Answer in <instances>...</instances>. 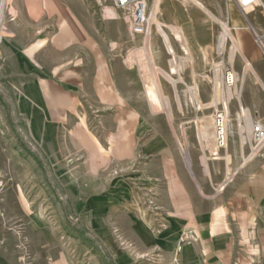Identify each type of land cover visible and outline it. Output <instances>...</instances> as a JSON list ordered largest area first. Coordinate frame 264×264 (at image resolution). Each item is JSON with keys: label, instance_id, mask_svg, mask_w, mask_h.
Listing matches in <instances>:
<instances>
[{"label": "rangeland", "instance_id": "obj_1", "mask_svg": "<svg viewBox=\"0 0 264 264\" xmlns=\"http://www.w3.org/2000/svg\"><path fill=\"white\" fill-rule=\"evenodd\" d=\"M187 1L189 9L200 7ZM144 3V25L153 14L151 34L171 65L160 69L170 72L173 59L178 67L176 90L160 75L171 117L155 114L145 94L147 34L134 28L135 8L122 9L114 0H9L0 20V264H195V246L205 237L196 236L190 213L207 211L211 201L201 192L194 197L179 142L190 156L224 158L218 169L230 153L249 159L239 107L251 108L253 116L258 111L264 123V54L249 32L257 60L236 56L243 96L228 103L232 135L229 147L219 150L212 124L218 105H210L223 80L219 59L207 68L194 60L180 28L161 16L162 10L178 12L177 0ZM237 14L245 23L236 8ZM219 20L222 35L227 20ZM229 37L231 55L232 32ZM245 60L260 82L252 70L243 80ZM193 87L198 104L190 99ZM183 173L193 200L192 188L177 189Z\"/></svg>", "mask_w": 264, "mask_h": 264}, {"label": "crops", "instance_id": "obj_2", "mask_svg": "<svg viewBox=\"0 0 264 264\" xmlns=\"http://www.w3.org/2000/svg\"><path fill=\"white\" fill-rule=\"evenodd\" d=\"M177 1L179 4L174 5H178V12L168 14L162 10L161 16L167 24L180 28L194 60L202 62L207 68L212 58H218L221 36L218 22L221 18H226L229 32L238 39L244 54L257 60V53L249 44V31L242 18L236 15L234 5L224 0H201L204 8L198 6L194 11L193 7L187 8V0ZM182 6H186L185 9ZM156 38L152 36L151 39V48L156 54L155 64L159 68L169 69L171 65L164 59L162 45ZM245 43L249 49L245 45L243 47ZM261 77L264 79V75ZM190 154L191 166H187L195 181L194 197L201 192L205 199L211 201L207 211L199 209L195 212L192 209L190 213L194 222H198V227L196 224L192 227L196 236L201 239L205 237L201 245L195 246V264H264V157L249 158L247 161L237 152L230 153L232 159L228 160L227 157L223 168L218 169L217 163L224 158L209 159L205 152ZM204 160L209 174L205 170ZM180 182L177 189L183 193L191 190V182L186 174L180 176ZM191 192L190 199L193 200V188ZM191 205L194 206V202Z\"/></svg>", "mask_w": 264, "mask_h": 264}, {"label": "built area", "instance_id": "obj_3", "mask_svg": "<svg viewBox=\"0 0 264 264\" xmlns=\"http://www.w3.org/2000/svg\"><path fill=\"white\" fill-rule=\"evenodd\" d=\"M115 4L122 9L130 10L131 8H135L138 12V16L142 11V20L145 22L146 19L144 17L145 9L147 8V4L144 3V0H114ZM228 4H232L237 8L239 13L245 19L246 29L250 32L255 45L259 47V49L264 54V0H224ZM144 10V11H143ZM140 13V14H139ZM253 13V17L250 18L249 15ZM135 17L137 21L139 18ZM141 19V18H140ZM134 28L137 30L138 25H134ZM141 32H144L143 28H141ZM0 34V43L2 41ZM222 35L219 37L218 42V59H219V67L222 69V89L229 90L233 93L232 98L229 102L232 101H241L243 96V86L241 78L238 73L235 72L233 68V64L235 63V59L232 61L230 58V53H227V50L221 51L220 42ZM230 38H228L229 40ZM218 109H216L213 117V138L215 139L216 146L219 150H225L229 147L230 137L232 135V124L229 122V113L228 108L225 105L218 104ZM240 114L241 116L238 119L240 123V129L245 124L243 122V118L247 114H249L252 120V128L250 133V142H247L250 146V155L249 158L256 157H264V123L258 119V111L254 112V116L251 108L244 107L242 104L240 105Z\"/></svg>", "mask_w": 264, "mask_h": 264}, {"label": "bare ground", "instance_id": "obj_4", "mask_svg": "<svg viewBox=\"0 0 264 264\" xmlns=\"http://www.w3.org/2000/svg\"><path fill=\"white\" fill-rule=\"evenodd\" d=\"M192 1L197 3L198 5H200L202 8H204L202 3L199 0H192ZM8 2H9V0H0V20L3 19L2 17L4 16V14H5L6 10H7ZM146 9H145V11L143 10L145 12V14H146ZM140 13H139L140 15L138 16V12L136 11V9L131 12V14L133 16H135V17L138 16V18H139V20L137 21V25L139 27L137 29V31H141V28H143L144 32H146V34H147V40H146V44H145L146 45L145 49H146V52H147V58H146V62L145 63L147 65V67H148V72L145 73V71H146L145 70L144 73L142 74V78L144 80H146V85H145L146 93L145 94L148 96V101H149V104H150V108L153 110V112L155 114L161 113L163 111H167L169 116L171 117L172 110H171L170 98L167 95H164L163 87L161 85L160 75L161 76L163 75L166 79H168L172 83L174 89L176 90L177 89V84L180 81V78L179 77L174 78L173 75L177 74L178 67H177V69L174 68L175 67V59H173L171 61L174 67H173V69L170 70V72H167L164 69H160V68L157 67V65L155 64V61H154V57H153V49L151 48L152 26H153V24L157 23V19L155 18V16L153 14H150L149 17L147 18L148 19V23L146 25H144V22L142 20V16H144V14L142 15V11ZM144 19H146V17H144ZM227 24L222 22L223 32L224 33L222 34V38H221V42H220L221 51H224L227 48L226 47V43L228 41L229 36L231 35L230 32H229ZM163 27L164 26L159 23L158 24V32L163 36V39L165 41L167 49L169 50V53L172 55L173 58H176L175 57V50L172 47V42H171L170 36H169V34L167 32H165ZM173 31H175V30H173ZM179 34L181 35V36H179L180 40L185 44V39H184L183 34H181V32ZM232 40H233V46H232V51H231L230 58L233 61L235 59V57L238 55V53H240L242 55H245V54H244V51H243L242 47L239 44L238 39H235L234 37H232ZM133 55H134V53H133ZM144 59H145V57H144ZM245 61L248 62V60H245ZM137 62H139V61H137ZM145 67L146 66H144L143 69H147ZM248 70H252L256 74V71H255L254 67L252 66V64L250 62H248L246 68L243 70V74H242L243 80L246 79V74H247ZM256 77H257L258 81L260 82V77H258L257 74H256ZM221 83H222V81H221ZM215 85H216V88H215V93L216 94H215V97H214V100H213L212 104H210V105L216 106V105L221 103L222 105L228 106V103H229L230 99L232 98L233 93L231 91H229V90L225 91V89H222L221 85L218 82H216ZM262 86L264 88V83L263 82H262ZM196 87H193V88L189 89V95H190L191 102L198 104V103H200V99H199L198 89ZM178 100L180 102L179 94H178ZM242 118H243V122L245 124L241 127L240 138H241V144L244 145L247 142H250V140H251L250 133H251V128H252V123H251L252 120H251L249 114H247L245 117H242ZM205 131H206V129H205ZM244 132H246L245 135H244ZM201 135H202V133H201ZM202 136H204L205 138H208L209 134L206 133V134H204ZM206 140L207 139H205V141ZM209 142L211 143V141L208 140V143ZM179 146H180L181 152L186 156V160H187L188 166H191V156L189 155L187 146H185L181 141L179 142ZM228 160H229V158H228ZM246 160H247V158H246ZM203 164H204L206 172L209 174V170H208V166H207L206 160H204Z\"/></svg>", "mask_w": 264, "mask_h": 264}]
</instances>
